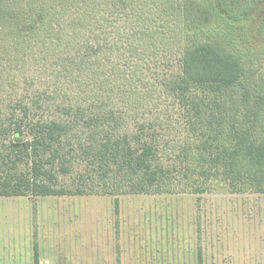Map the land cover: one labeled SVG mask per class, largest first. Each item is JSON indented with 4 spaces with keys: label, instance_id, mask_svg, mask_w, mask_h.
Masks as SVG:
<instances>
[{
    "label": "trees",
    "instance_id": "obj_1",
    "mask_svg": "<svg viewBox=\"0 0 264 264\" xmlns=\"http://www.w3.org/2000/svg\"><path fill=\"white\" fill-rule=\"evenodd\" d=\"M70 1L0 0V196L264 193V0H167L204 35L173 55L124 43L101 71L57 20Z\"/></svg>",
    "mask_w": 264,
    "mask_h": 264
},
{
    "label": "rangeland",
    "instance_id": "obj_2",
    "mask_svg": "<svg viewBox=\"0 0 264 264\" xmlns=\"http://www.w3.org/2000/svg\"><path fill=\"white\" fill-rule=\"evenodd\" d=\"M24 1L2 0L19 11L55 0ZM170 5L167 0H71L57 20L62 25L73 22L79 39L91 34L95 68L101 71L106 64L124 63L130 57L124 43L138 50L158 47L173 55L194 30L199 36L208 30L211 23L183 27L179 9ZM72 15L78 17L73 20ZM153 15L157 22L164 17L160 27L166 33L148 40L147 33L139 32L153 24ZM259 41L264 48V33ZM151 43L154 46H148ZM6 52L0 45V57L11 58L13 54ZM260 61L254 67H263ZM21 63L28 65L29 58ZM115 198L0 196V264H35L34 244L38 264H198L199 254L202 264H264V193L126 194L117 196V202Z\"/></svg>",
    "mask_w": 264,
    "mask_h": 264
},
{
    "label": "crops",
    "instance_id": "obj_3",
    "mask_svg": "<svg viewBox=\"0 0 264 264\" xmlns=\"http://www.w3.org/2000/svg\"><path fill=\"white\" fill-rule=\"evenodd\" d=\"M198 264H202V263H198Z\"/></svg>",
    "mask_w": 264,
    "mask_h": 264
}]
</instances>
